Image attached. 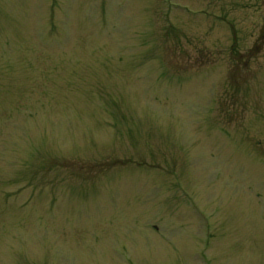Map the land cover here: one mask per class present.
<instances>
[{
    "label": "rangeland",
    "instance_id": "1",
    "mask_svg": "<svg viewBox=\"0 0 264 264\" xmlns=\"http://www.w3.org/2000/svg\"><path fill=\"white\" fill-rule=\"evenodd\" d=\"M0 264H264V0H0Z\"/></svg>",
    "mask_w": 264,
    "mask_h": 264
}]
</instances>
